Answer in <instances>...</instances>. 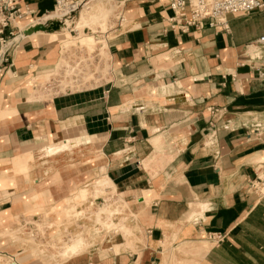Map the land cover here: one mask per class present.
Returning a JSON list of instances; mask_svg holds the SVG:
<instances>
[{
    "label": "crops",
    "instance_id": "0c3cea01",
    "mask_svg": "<svg viewBox=\"0 0 264 264\" xmlns=\"http://www.w3.org/2000/svg\"><path fill=\"white\" fill-rule=\"evenodd\" d=\"M19 1L41 25L54 17L56 0ZM169 1L127 6L128 24L108 39L104 88L50 98L46 79L73 30L26 34L20 22L0 70V264H32L10 234L16 222L98 175L139 199L133 237L112 234L69 264H264V194L251 189L264 176V49L249 52L264 12L230 16L229 32L205 24L180 33L169 27ZM207 232L226 238L214 245Z\"/></svg>",
    "mask_w": 264,
    "mask_h": 264
},
{
    "label": "rangeland",
    "instance_id": "374dc122",
    "mask_svg": "<svg viewBox=\"0 0 264 264\" xmlns=\"http://www.w3.org/2000/svg\"><path fill=\"white\" fill-rule=\"evenodd\" d=\"M95 2L98 3V7L100 3L102 9L100 7L98 9ZM133 2L137 0H80L78 4L75 3L77 6L74 5L77 11L71 14L69 11L62 17L54 16L44 21L43 25L48 21L61 23L59 29L55 31H39L45 35L55 36L73 30L69 37L72 41L64 47L84 51L85 55L82 53L80 56L81 69L90 63L93 64L91 71L84 70L81 76L83 78L73 83L68 79L71 78V72H68V76L66 71V75L63 73L60 60L56 67L58 69L55 68L52 76L46 79L55 82V88L51 90L43 88L49 98L60 93L90 90L110 80L109 55L106 48L108 39L119 27L123 29L126 27L128 24L126 8ZM88 6L94 9L90 10ZM85 7L90 13L85 9L86 15L83 17ZM256 20L261 25L262 21L264 23V15L257 16ZM40 23V19L35 18L24 22V26H29L26 28L28 30ZM249 47L257 49L258 55L262 52L257 45ZM64 86L66 90H61ZM70 87L75 89L72 90ZM70 141L73 140L51 146H59L58 152H61L74 147L67 146ZM51 153L55 154L54 152L49 154ZM79 156L83 158L81 154ZM111 184L109 177L98 175L90 183L82 186L74 197L64 204L16 222V228L10 234L21 240L24 247L30 248L28 257L32 264H69L72 258L95 255L98 250L108 247L107 242L112 234H123L125 239L130 241L133 237L131 232L133 225L137 223L134 209L139 199L137 197L123 199V194L112 190ZM117 241H120V238ZM0 262H4L1 256Z\"/></svg>",
    "mask_w": 264,
    "mask_h": 264
},
{
    "label": "built area",
    "instance_id": "2783aa9c",
    "mask_svg": "<svg viewBox=\"0 0 264 264\" xmlns=\"http://www.w3.org/2000/svg\"><path fill=\"white\" fill-rule=\"evenodd\" d=\"M78 1L80 0H56L54 11L58 6L68 4L72 6L71 14L77 11L74 4ZM168 6L171 11V15L167 19L169 27L180 33L189 32L191 28L202 29L205 24L217 32H229L230 16L249 15L255 11L264 12V0H170ZM35 15V11L19 0H0V70L3 64L8 61L7 47L11 44V39H14L15 32H21V29H24V27L21 28L20 22L30 20ZM256 45L264 49V36L258 39ZM82 53L84 54V51L77 49H66L65 47L61 49L60 60H64L61 68L64 69L63 73L65 75L67 73V76L69 75L68 70L72 69L70 71L72 79L67 78L73 83L79 82L83 78L81 76L84 70H92V63L83 69L80 68ZM108 71L111 72V68ZM49 82L50 85L55 83L51 79ZM107 83L108 81H104L95 87L104 88ZM251 189L264 194V176L256 178L251 184ZM205 235L207 240L214 245H219L226 238L224 232H207Z\"/></svg>",
    "mask_w": 264,
    "mask_h": 264
},
{
    "label": "bare ground",
    "instance_id": "6f19581e",
    "mask_svg": "<svg viewBox=\"0 0 264 264\" xmlns=\"http://www.w3.org/2000/svg\"><path fill=\"white\" fill-rule=\"evenodd\" d=\"M99 1V0H98ZM98 3L97 2H95V5L97 6V8L99 9V7L101 8V6H100V3H99V7H98V5H97ZM68 5V4H67ZM67 5H61V6H58L57 7V9L55 10V12H54V15L53 16H63V15H65L66 13H68L69 11H70V8L72 7H69L68 8V6ZM74 5H76V4H74ZM88 5V4H87ZM102 5V4H101ZM77 6V5H76ZM89 6H90V4H89ZM89 6L87 7V8H89ZM93 6H94V4H93ZM91 8L92 9H94L92 6H91ZM91 8H89L90 10H92ZM96 8V9H97ZM75 9H77V7H75ZM85 9H86V7L84 8V11H83V14H82V16L83 15H86V14H84V12H85ZM102 9V8H101ZM87 10V9H86ZM88 11V12H87ZM86 12L87 13H90L89 12V10H87ZM62 12V13H61ZM59 13H61V14H59ZM84 17V16H83ZM247 50H248V48H247ZM246 50V51H247ZM249 52L251 53L252 52V54H254L255 56H257L259 53H258V51H257V49H250V47H249ZM249 53V54H250ZM61 66L60 67H62L63 66V64H64V60L63 59H61ZM59 67V68H60ZM58 69V68H57ZM72 69L70 68L69 70H68V72H70ZM72 90L73 89H75V88H73V87H70ZM66 90V86H64L61 90ZM160 139V138H159ZM88 141L89 140V137L87 138H79V139H77V140H73L71 143H68L67 144V146H75V145H79V144H83L84 143V141ZM91 142V141H90ZM160 142V141H159ZM155 143V142H154ZM47 144V143H46ZM159 144V143H158ZM45 145V144H44ZM158 146V145H157ZM48 148H50L49 150H48ZM58 150H59V146H57V145H54V146H51L50 144L47 146V154H49L50 152H54V153H56V152H58ZM52 154V153H51ZM50 155V154H49ZM74 177V176H73ZM73 177H72V179H73ZM73 181V180H72ZM83 181V180H82ZM73 184V183H72ZM111 188H112V190H116L115 188H116V186L114 185V183L112 182V184H111V186H110ZM121 197V196H120ZM122 198L123 199H125V197H124V195H122ZM122 198H120V200L122 199ZM123 201V200H122ZM124 202V201H123Z\"/></svg>",
    "mask_w": 264,
    "mask_h": 264
},
{
    "label": "water",
    "instance_id": "95a60500",
    "mask_svg": "<svg viewBox=\"0 0 264 264\" xmlns=\"http://www.w3.org/2000/svg\"><path fill=\"white\" fill-rule=\"evenodd\" d=\"M61 23L60 22H57V21H48L46 22L45 25H37L35 27H32L28 30H26V34H30V33H33V32H37V31H40V30H46V31H55L57 29H59ZM16 264V263H14Z\"/></svg>",
    "mask_w": 264,
    "mask_h": 264
}]
</instances>
